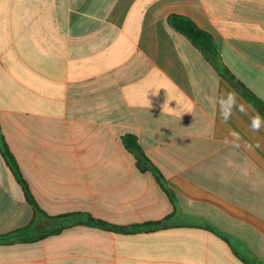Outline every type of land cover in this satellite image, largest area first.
Wrapping results in <instances>:
<instances>
[{
  "label": "crops",
  "instance_id": "crops-1",
  "mask_svg": "<svg viewBox=\"0 0 264 264\" xmlns=\"http://www.w3.org/2000/svg\"><path fill=\"white\" fill-rule=\"evenodd\" d=\"M171 15L209 32L264 102V0H0V132L41 210L122 227L172 215L122 145L128 134L179 206L173 227L157 232L77 225L0 243V264H244L203 222L264 263V131L249 130L258 111L169 26ZM225 91L248 115L220 119ZM33 220L0 153V237Z\"/></svg>",
  "mask_w": 264,
  "mask_h": 264
},
{
  "label": "trees",
  "instance_id": "trees-1",
  "mask_svg": "<svg viewBox=\"0 0 264 264\" xmlns=\"http://www.w3.org/2000/svg\"><path fill=\"white\" fill-rule=\"evenodd\" d=\"M169 26L176 32L186 37L194 47H196L206 58V60L213 66L216 72L225 79L240 95L250 103L261 116H264V102L259 99L252 91H250L223 63L222 57L219 53L217 43L214 37L207 31L201 29L191 19L180 16L171 15L168 18ZM122 145L136 159V167L141 173H151L155 177L158 185L168 197L171 202L174 212L166 219L157 222H148L143 224H136L131 226H117L96 219L89 214L75 213L62 216L51 217L41 210L37 204L31 189L20 171V167L9 149L3 135L0 132V153L5 164L13 174L16 182L21 187L26 201L34 210V220L32 223L20 230H17L9 235L1 236L0 243H34L41 241L47 237L57 235L63 230L77 225H85L97 228L103 231L121 233V234H138V233H152L160 230H165L173 227V221L179 211L178 200L175 192L170 189L164 176L151 163L145 155L142 147L139 144L138 138L134 135H125L121 138ZM42 219L45 222H42ZM202 228L212 231L218 237L222 238L229 245L232 246L234 254L244 264H264L254 255H244L233 247L230 238L222 231L214 227L208 222H203Z\"/></svg>",
  "mask_w": 264,
  "mask_h": 264
},
{
  "label": "clouds",
  "instance_id": "clouds-1",
  "mask_svg": "<svg viewBox=\"0 0 264 264\" xmlns=\"http://www.w3.org/2000/svg\"><path fill=\"white\" fill-rule=\"evenodd\" d=\"M216 108L222 121L230 120L234 113L248 115V106L242 97L238 96L235 91H225L216 98ZM249 130L253 133L264 131V116L258 112L250 117Z\"/></svg>",
  "mask_w": 264,
  "mask_h": 264
}]
</instances>
